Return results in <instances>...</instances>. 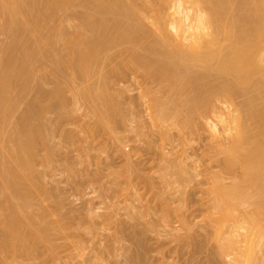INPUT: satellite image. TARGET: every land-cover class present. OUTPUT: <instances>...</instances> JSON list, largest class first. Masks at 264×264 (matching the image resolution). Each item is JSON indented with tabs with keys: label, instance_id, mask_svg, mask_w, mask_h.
I'll list each match as a JSON object with an SVG mask.
<instances>
[{
	"label": "rangeland",
	"instance_id": "rangeland-1",
	"mask_svg": "<svg viewBox=\"0 0 264 264\" xmlns=\"http://www.w3.org/2000/svg\"><path fill=\"white\" fill-rule=\"evenodd\" d=\"M3 1L0 0V66L6 62L8 49L15 42L14 31L18 25L26 30V43L29 46L39 43V54L44 52L43 61L35 64L33 76L42 82H35L33 78V82L27 84L28 90L19 89L22 86L19 84L13 87L12 95L9 94L15 106L12 101L10 106L14 108L11 106L12 111L3 122L0 121V153H7L15 147L12 140L30 104L34 106L38 100L40 106H50V100L46 97L44 100L41 92H50L57 86L56 81H52L55 74L52 63L56 59L73 58L70 42L81 43L92 37L85 18L100 22L103 18L118 20L119 16H102L83 2L59 10L54 18L44 21V29L38 32L29 16L13 13L12 5L9 8L13 12H10L4 5L14 3L16 8L15 2L20 0ZM136 1L138 8L150 16L149 9L143 10L140 0ZM143 33L150 43V32L143 27ZM144 39L136 50L141 51L139 57H148L150 53V44L147 49ZM126 47V44L117 46L109 55L119 57ZM144 50L148 51L146 55ZM105 59L103 55L93 72L95 75L86 79L77 73L74 64L63 66L64 76L58 83L68 91L67 108H54L44 114L47 124L44 145L40 142L42 146L35 150L37 159L31 163L29 179L19 181L17 191L5 185L4 188L1 185L4 180H0V264H129L128 259L130 261L131 255L135 254L132 252L141 250L139 245L145 248L148 264H214L216 244L207 237V213L202 203L206 195L199 192L197 183L200 180L194 174L199 164L203 172L225 168L222 162L210 161V149L220 144L221 136L214 137L209 126L198 119L193 132L185 137L173 118L165 126H153L150 119L152 106L156 103L172 113L179 111L185 117V96L189 91V97L190 88H196L199 83L185 86L184 90L178 88L177 92L169 91L162 80L154 78V81L145 75L144 69L129 71V75L127 72L123 78L113 79L110 85V94L117 99L120 114L113 119L108 113L104 114L106 120L107 116L111 119L112 125L108 121L104 124L108 126H103L101 121L104 119L96 112V104H92L95 98L89 99L85 93L100 88L102 79L97 73L105 68L102 66ZM38 86H42L39 94ZM181 95L183 100L178 99ZM244 100L241 97L236 102L243 103ZM166 165L178 171L180 178L184 176L180 171H187L183 187L191 181L195 189L189 184V187L185 185L187 189H182L181 185L177 189L175 185L167 189L166 183L171 180L165 177ZM189 175H193V181L188 179ZM14 208L19 209L15 214ZM13 216L19 224L14 231H9L6 226ZM45 227L50 228V234L47 239H40V232ZM133 232H139L136 238L142 240L135 242ZM29 233L37 238L25 237L26 245H30L28 251L13 246L16 234L27 236ZM256 233L260 234L257 230ZM217 262L223 264L224 260Z\"/></svg>",
	"mask_w": 264,
	"mask_h": 264
},
{
	"label": "bare ground",
	"instance_id": "bare-ground-1",
	"mask_svg": "<svg viewBox=\"0 0 264 264\" xmlns=\"http://www.w3.org/2000/svg\"><path fill=\"white\" fill-rule=\"evenodd\" d=\"M83 2H87L95 13L102 16L118 15L119 19L103 18L100 22H90V18H85L84 22L92 32V37L81 43L70 42L73 58L56 59L52 63L55 74L51 80L54 83L56 81L55 90L44 93L45 90L43 92L40 88L42 86H38L40 91H37L38 94L42 91L44 98L50 100V106H40V94V103L37 100L38 105L33 103L34 106L30 104L28 107L12 140L15 147L7 150V153H0V180H4L1 185L17 191L18 182L29 179L31 163L37 159L35 150L37 146H42L47 130L44 114L54 108L64 109L68 104V91L58 83V79L64 76L62 68L65 64H74L77 73L86 79L95 75L94 70L102 61V56L107 58L102 65L105 68L97 73L102 79L100 88L85 93L87 98H95L92 104H96L93 105L97 106L96 112L102 115L104 120H100L103 126H108L104 125L108 121L112 125L110 120L120 114L117 99L110 94V90L113 79L123 78L127 72L129 75L138 68L144 69L145 75L162 80L169 91L178 88L184 90L185 86L198 82L196 88H190L189 97V91L186 96L183 95L187 97L183 102L185 117L178 110L172 113L162 104L156 103L151 105L152 125L165 126L173 118L185 137L193 132L198 119L209 126L214 137L221 136L220 144L210 149V161L222 162L225 168L208 172L205 169L203 172L199 164L194 174L200 180L197 181L199 192L206 195L202 203L207 213V237L216 244L214 255L217 260L214 264H220L217 262L219 259L224 260L223 264H264V0H140V6L143 10L149 9L150 16L138 8L136 0H20L19 3L15 2L16 8L14 3L7 2L9 6L4 5L7 8L12 5L10 8L14 12L9 8L10 12L29 16L33 28L41 32L45 20L54 18L61 9L82 5ZM18 26L6 62L0 66V121L15 106L14 99L11 100L9 96L14 91L13 87L21 84L19 89L28 90L27 84L31 80L33 82L36 62L43 61L44 52L41 50L39 54V43L29 46L24 39L26 30ZM143 27L151 34L150 43L145 34L142 35ZM141 37L146 40V47L150 44V53L146 51L148 57H139L141 51L136 52L142 44ZM123 44L127 45L125 53L123 51L119 57L109 55L111 50ZM143 52L146 53L145 50ZM107 60L108 63L105 62ZM241 97L245 100L237 103L236 99ZM179 98L182 99V95ZM10 103H13L12 109ZM106 113L111 119L107 116L106 120ZM164 172L165 177H170L169 181H172L166 183L167 189L169 186L172 189L174 185L175 189L181 186L183 189L188 184L195 189L191 181L192 185L189 182L183 187V177L187 171L181 170L184 176L181 174L180 178L178 171L166 165ZM192 177L189 175L188 179ZM17 210L14 208V214ZM17 224L18 220L13 216L6 227L14 231ZM256 230L260 234L256 235ZM138 233L135 232L132 237L136 238ZM30 234H16L13 246L28 251L30 245L27 246L26 238ZM49 234L50 228L45 227L39 238L47 239ZM30 236L37 238L35 235ZM141 246V250H144L142 253L141 250L137 251L139 253L131 251L135 253L133 256L128 251L133 257L131 262L128 259L129 264H148L145 248Z\"/></svg>",
	"mask_w": 264,
	"mask_h": 264
}]
</instances>
